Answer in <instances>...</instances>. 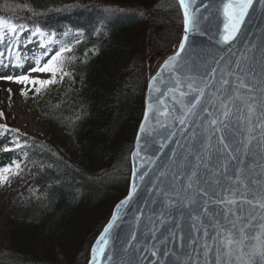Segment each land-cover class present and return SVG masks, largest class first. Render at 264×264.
I'll return each instance as SVG.
<instances>
[{
	"label": "trees",
	"instance_id": "16d2710c",
	"mask_svg": "<svg viewBox=\"0 0 264 264\" xmlns=\"http://www.w3.org/2000/svg\"><path fill=\"white\" fill-rule=\"evenodd\" d=\"M0 20L54 32L57 50L72 43L58 97L40 105L48 137L13 130L22 146L0 156V168L20 165L8 196L31 172L43 191L13 200L0 264H88L129 191L148 82L181 41L180 7L177 0H0Z\"/></svg>",
	"mask_w": 264,
	"mask_h": 264
},
{
	"label": "snow or ice",
	"instance_id": "6c2138e0",
	"mask_svg": "<svg viewBox=\"0 0 264 264\" xmlns=\"http://www.w3.org/2000/svg\"><path fill=\"white\" fill-rule=\"evenodd\" d=\"M219 2L221 7L218 11H222L225 21L221 39L225 45H231L241 33L246 17L254 7V0ZM179 5L183 10L184 20V35L179 50L165 62L157 77L152 78L149 91L154 90L161 77L175 79L174 88L187 80L189 89L193 88L196 78L199 77L203 88L196 85L197 96L189 97L187 93L181 91L180 95L186 99L178 102L185 105V111L178 113L176 123L180 125L182 131L192 130L197 121L196 119L189 121V117L199 116L195 109L200 106L199 111L206 115L200 120L199 128L208 127L212 136L197 141L195 139L197 132L192 131L190 137L195 158L200 164L188 173L187 184L181 177L183 195L176 203H183L184 207L189 209L188 218L192 223L187 234L183 231L179 233L178 247L183 250V255L188 257L189 264H264V169L261 168L264 164V151L261 150L264 141V55H261L259 61L256 52H253L251 57L242 55L239 60L233 59L227 64L226 73L220 72L219 67L200 71V65L197 64L198 55L189 51L192 47L189 43L190 33L198 31L196 19L190 14V10L195 12V9L191 7L192 0H179ZM10 31L13 35L9 36L7 41L0 35V44H3V47H0V64L6 61L5 66H18L27 45L34 42L33 38H38L39 47L45 49L41 56L48 59L41 63L40 58L30 54L35 62L29 64L25 74L5 75L0 76V79L21 84L25 89H35L38 94L42 87L57 83V75L62 81L64 76L69 74L65 71V61L71 58H66L65 54L72 52V43L58 50L47 49L46 45L54 43L56 34L53 32L49 36L38 25L20 24L18 29L17 26H12ZM25 32H29V35L22 41L20 37ZM74 43H79V34ZM17 52L20 55L13 57V53ZM220 60L223 61L224 58L221 57ZM214 62L220 63L215 60ZM170 65L171 71L165 73L163 70L168 69ZM32 72L47 73L51 78H32L30 76ZM218 72L220 74L217 78ZM160 91L162 95L163 89ZM21 94L26 95V92L22 91ZM162 102L159 96L155 98L150 96L151 115L149 112L145 113V123L149 120L153 123L158 122L152 105ZM203 104L208 106L204 107ZM161 114L167 118L171 116L172 110L165 108ZM2 117L3 113L0 112V118ZM205 120L208 121L207 125L204 123ZM0 129L5 134L13 131L6 125H0ZM141 132L144 133V143H148L150 137L145 131L144 124L141 125ZM213 137L218 145L215 151H212ZM9 139L13 141L16 149L21 148L18 137L6 135V141ZM197 143L200 147L196 146ZM4 150L13 149L5 147ZM254 155L259 157V161ZM13 163L18 174L20 165L15 161ZM251 164H256L257 167L253 169L250 167ZM201 167L203 178L199 170ZM12 171L11 167L0 168V185L8 181L7 174ZM143 175L140 174L141 179ZM209 176L213 178L208 179ZM128 199L131 200V196ZM123 203L127 204V201ZM113 227L114 224H109L105 228V235L99 242L103 246L93 248L92 264H97L100 259H112L105 253L108 235ZM130 235V240L122 248L128 256L126 264H144V257L140 253L150 252L154 258L151 264H167V259L173 254H181L175 248L172 252L168 251L167 244L172 242L171 238H162V247L157 246L160 241L149 246V241L156 239L154 231L143 244L132 243L137 241V237L135 232ZM171 237H177L176 231H172ZM250 241L256 243L253 245ZM185 243L190 245V250H184Z\"/></svg>",
	"mask_w": 264,
	"mask_h": 264
},
{
	"label": "water",
	"instance_id": "95a60500",
	"mask_svg": "<svg viewBox=\"0 0 264 264\" xmlns=\"http://www.w3.org/2000/svg\"><path fill=\"white\" fill-rule=\"evenodd\" d=\"M177 2L179 5V0ZM191 7L195 9V12L190 10V14L196 19L198 31L190 33L189 43L192 47L189 51L198 55L197 64L200 65V71L219 67L220 72L226 73L227 64L233 59L239 60L242 55L251 57L252 53L256 52V58L259 61L261 55H264V0H254V7L250 10L249 16L246 17L241 33L231 45H225L221 39L225 21L222 11H218V8L221 7L219 0H192ZM180 10L183 19L181 7ZM178 50L179 45L174 53L162 61L149 79L145 96V110L131 153L129 191L116 204L108 223L93 243L88 264H92L93 261V248L103 246L99 242L101 237L105 235L104 230L109 224H114V227L108 235L105 255L112 257V259H100L97 264H126L128 256L122 251V248L130 240V234L135 232L137 237V241H132V243L143 244L153 231L156 239L149 241V246L151 243L160 241L157 246L162 247V238H171L172 242L167 244L168 251L172 252L175 248L177 252L181 253L180 255L173 254L171 258L167 259V264H173V261L175 264H189L188 257L184 256L183 250L178 247V236L181 231L185 234L189 232L192 221L188 218L189 209L184 207L183 203H176V201L183 195L181 193V177L187 184L188 173L200 164V161L195 158L190 140L192 131L197 132L195 137L197 141L212 136V133L208 127L199 128L200 120L206 115V113L199 111L200 106L195 109L199 116L189 117V121L192 119L197 121L192 130L182 131L176 120L178 113L185 111V105L178 102L186 99L180 95L181 91L187 93L189 97L197 96L196 85L203 88V84L197 77L191 89L188 87L187 80L174 88L175 79L161 77L155 84L154 90L149 91L152 78L157 77L165 62L174 56ZM221 57L224 58L223 61L220 60ZM214 60L220 61V63L217 64ZM171 67L170 65L168 69L163 71L167 73L171 71ZM220 72L217 73V78ZM161 89H163L162 95ZM150 96L153 98L159 96L163 101L152 105V109L158 118V122L155 123L152 120L145 123V113L149 112ZM203 106L207 107L208 105L203 104ZM165 108L172 110L171 116L167 118L161 114ZM149 114L151 115L150 112ZM204 123L207 125L208 121L205 120ZM142 124L145 125V131L150 137L146 144L144 143V133L141 132ZM165 125H167L166 128ZM236 136L239 139L238 133ZM211 143L214 146L212 151H215L218 147L215 137L211 139ZM196 146L200 147L199 143ZM261 150L264 151V141H262ZM254 158L259 161V157L254 155ZM250 167L255 169L257 165L251 164ZM261 168L264 169V164L261 165ZM199 170L203 178V168L201 167ZM141 173L144 174L142 179L140 178ZM177 173H179L178 176ZM212 178L211 176L208 177V179ZM133 185H135V190H133ZM130 196L131 200L128 199ZM125 201L127 204L123 203ZM174 226L176 227L174 228ZM173 230L177 233L176 238L171 237ZM255 243L256 241H250V244L254 245ZM184 250H190V245L185 243ZM140 255L144 257V264H151L152 259H154L150 252L140 253Z\"/></svg>",
	"mask_w": 264,
	"mask_h": 264
},
{
	"label": "rangeland",
	"instance_id": "374dc122",
	"mask_svg": "<svg viewBox=\"0 0 264 264\" xmlns=\"http://www.w3.org/2000/svg\"><path fill=\"white\" fill-rule=\"evenodd\" d=\"M0 22H2L0 23V35L4 36L5 41H7L8 37L13 35L10 31L12 25H10L5 20H0ZM28 35L29 33L24 34L20 37V39L23 41L24 37ZM33 40V43L27 45V49L24 53V57L28 58L25 59L24 57H21L18 62V66L16 67L5 66V64L7 63L6 61L5 63L0 64V76H18L21 74H25V69L28 68L29 64H34L35 62L31 58V55H34L36 58H40L41 63L45 62L48 59V57L41 56L45 49L39 47L38 38H33ZM0 47H3V44H0ZM46 48L50 50H57L56 46L53 43L46 45ZM19 55V52L13 53V57ZM161 63V61L158 62L156 68L159 67ZM30 76L32 78L38 79L51 78L49 74L39 72H32L30 73ZM56 79L58 81L57 83L42 87L38 94L35 89H25L21 84L9 80L0 79V112L3 113V117L0 118V125H6L9 129L34 135L37 137L40 136L41 138L46 139L48 137L47 128L40 113V105L42 102H55V99L58 97V92L54 90L56 88L55 86L65 83V81L60 80L59 75H57ZM52 86L54 88H52ZM22 91L26 92V95H22ZM6 135H10L12 137V133H0V156L5 155L6 153L13 152L16 149L11 139L6 141ZM5 147L11 148L13 150L5 151ZM70 151L73 152L72 147ZM9 167L13 169L12 172L7 174L10 178L16 173V168L13 161L9 163ZM8 185L9 179L5 184L0 185V248H5L7 246L4 234L8 231V222L13 200L15 198L26 200L33 196H41L43 192L42 189L35 187L33 183L32 172L27 179L21 182L19 190H17L13 195L8 196L6 194V192L10 189V186Z\"/></svg>",
	"mask_w": 264,
	"mask_h": 264
},
{
	"label": "bare ground",
	"instance_id": "6f19581e",
	"mask_svg": "<svg viewBox=\"0 0 264 264\" xmlns=\"http://www.w3.org/2000/svg\"><path fill=\"white\" fill-rule=\"evenodd\" d=\"M0 23H2V22H0ZM28 33H29V32H25L24 34H28ZM24 34H23V35H24Z\"/></svg>",
	"mask_w": 264,
	"mask_h": 264
}]
</instances>
